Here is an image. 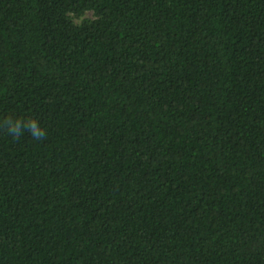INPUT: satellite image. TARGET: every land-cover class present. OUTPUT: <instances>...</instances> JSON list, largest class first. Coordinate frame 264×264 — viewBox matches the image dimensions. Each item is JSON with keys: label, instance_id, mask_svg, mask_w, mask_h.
I'll list each match as a JSON object with an SVG mask.
<instances>
[{"label": "trees", "instance_id": "obj_1", "mask_svg": "<svg viewBox=\"0 0 264 264\" xmlns=\"http://www.w3.org/2000/svg\"><path fill=\"white\" fill-rule=\"evenodd\" d=\"M7 116L0 264H264V0H0Z\"/></svg>", "mask_w": 264, "mask_h": 264}, {"label": "clouds", "instance_id": "obj_2", "mask_svg": "<svg viewBox=\"0 0 264 264\" xmlns=\"http://www.w3.org/2000/svg\"><path fill=\"white\" fill-rule=\"evenodd\" d=\"M0 129L5 130L14 139H19L24 134L29 135L34 140H43L47 136L46 131L35 117H4L0 119Z\"/></svg>", "mask_w": 264, "mask_h": 264}, {"label": "rangeland", "instance_id": "obj_3", "mask_svg": "<svg viewBox=\"0 0 264 264\" xmlns=\"http://www.w3.org/2000/svg\"><path fill=\"white\" fill-rule=\"evenodd\" d=\"M86 17H88V18H92V17H93V16H92V13H91L90 11L86 12Z\"/></svg>", "mask_w": 264, "mask_h": 264}]
</instances>
